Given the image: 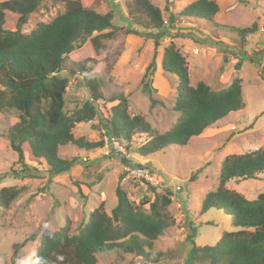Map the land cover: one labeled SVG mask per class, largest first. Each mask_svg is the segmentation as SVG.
Instances as JSON below:
<instances>
[{
    "label": "rangeland",
    "instance_id": "rangeland-1",
    "mask_svg": "<svg viewBox=\"0 0 264 264\" xmlns=\"http://www.w3.org/2000/svg\"><path fill=\"white\" fill-rule=\"evenodd\" d=\"M150 1L161 9L165 20L163 30L146 31L133 24L125 0H84L98 13L113 12L116 33L113 38L103 40L104 48L99 55L90 47L88 38L67 55L61 71L68 79L64 110L69 113L89 98L83 74L76 72L83 65L103 79L105 96L122 93L128 98L130 115L141 114L154 132L167 131L179 117L173 110L177 79L164 73L160 66L163 48L170 42L186 57L191 85L203 81L213 89H222L238 76L244 108L227 114L201 135L191 138L184 147L170 145L147 156L135 151L149 139L146 134L134 136L123 152L111 150L109 155H103L104 150L100 148L87 152L70 144L61 146L60 158H77L79 163L68 173L50 179L43 173L28 178L13 173L12 170L18 169L17 155L10 148L5 132L14 114L0 111V188L22 190L8 207L0 206V264H10L15 251V264L30 256L36 242L25 238L36 230L55 231L69 220L70 232H76L101 201L109 213L116 204L114 191L118 184L136 204L144 198L152 200L155 191L169 190L172 194L169 211L175 223L153 242L154 256L161 252L167 254L157 264H186L191 244L185 241V236L191 229H195L193 241L199 246H212L223 232L238 230L221 210L209 209L199 215V207L203 196L217 186L221 161L226 155L264 146V77L260 76L256 63L244 57L259 58L256 51L262 47L264 38V0H214L219 10L212 22L180 16V11L194 0ZM65 7L63 0H42L39 9L19 25L16 14L6 13L4 28L29 33L38 23L49 22ZM170 13L175 16L172 25L168 20ZM253 22L258 25L257 32L240 43L232 27H248ZM240 57L241 66L235 69ZM152 61L155 66L147 70ZM261 61L264 67V56ZM112 104L96 101L98 116L76 124L73 134L90 142H105L107 135L100 119ZM137 166L150 168L159 185L142 186L136 182L130 170ZM226 187L252 200L264 192V173L258 179L229 181ZM142 262L117 251L98 257V264Z\"/></svg>",
    "mask_w": 264,
    "mask_h": 264
},
{
    "label": "trees",
    "instance_id": "trees-1",
    "mask_svg": "<svg viewBox=\"0 0 264 264\" xmlns=\"http://www.w3.org/2000/svg\"><path fill=\"white\" fill-rule=\"evenodd\" d=\"M63 1L66 7L62 12L47 23H38L29 33L5 29L6 13L16 14L19 25L39 9L42 0L0 1V111L14 114L5 132L10 148L17 155L18 169L12 170L13 173H21L24 178L43 173L50 179L68 173L79 163L77 158H60L61 146L70 144L87 152L101 148L103 140L90 142L73 134L76 124L98 116L96 101L113 103L100 119L107 137H113L128 149L134 136L148 135L149 139L135 150L140 156L170 145L184 147L191 138L201 135L227 114L244 108L238 76L222 89H213L203 81L191 85L186 57L170 42L163 48L160 66L164 73L177 79L173 110L179 117L167 131L154 132L141 114L130 115L128 98L122 93L105 96L103 79L83 65L78 66L76 72L83 74L89 98L80 107L66 112L63 96L68 79L61 71L67 55L87 38L90 47L99 55L104 48L103 40L113 38L116 28L111 10L102 14L84 0ZM125 5L133 24L146 31L165 29L161 9L150 0H125ZM167 7L166 4L165 9ZM218 10L214 0H194L180 11V16L212 22ZM168 20L172 25L175 16L170 13ZM232 30L243 43L257 32L258 25L253 22L248 27H232ZM262 31L264 33V27ZM261 43L262 47L256 51L259 58L244 57L255 62L260 76L264 77L261 61L264 38ZM241 62L240 57L235 69L240 68ZM154 66L152 61L147 70ZM154 103L152 99L151 105ZM263 173L264 146L222 159L219 182L201 199L199 215L209 209L221 210L229 217L231 226L238 230L223 232L212 246H199L193 241L195 229H191L185 236V241L191 244L186 264H264V192L249 200L226 187L229 181L258 179ZM21 191V188L1 187L0 206L8 207ZM114 194L116 204L110 212L104 210L101 201L76 232H70V221L66 220L60 229L36 230L25 238L26 241L36 242L34 252L46 264H98V257L109 251L133 255L144 264H157L167 254L161 252L154 256L151 249L153 242L175 223L169 211L172 194L169 190L155 191L152 200L144 198L138 204L128 198L119 184ZM16 260L15 251L10 264H15Z\"/></svg>",
    "mask_w": 264,
    "mask_h": 264
},
{
    "label": "built area",
    "instance_id": "built-area-1",
    "mask_svg": "<svg viewBox=\"0 0 264 264\" xmlns=\"http://www.w3.org/2000/svg\"><path fill=\"white\" fill-rule=\"evenodd\" d=\"M100 149L104 150L105 154L103 155H109L111 150L115 152H123L124 147L113 137H106L105 142ZM130 174L132 178L142 186H145L146 184L151 186L159 185V182L155 179V175L152 173V170L146 166H137L130 170Z\"/></svg>",
    "mask_w": 264,
    "mask_h": 264
},
{
    "label": "clouds",
    "instance_id": "clouds-1",
    "mask_svg": "<svg viewBox=\"0 0 264 264\" xmlns=\"http://www.w3.org/2000/svg\"><path fill=\"white\" fill-rule=\"evenodd\" d=\"M47 227V225H45ZM19 264H46V261L35 252L19 261Z\"/></svg>",
    "mask_w": 264,
    "mask_h": 264
},
{
    "label": "crops",
    "instance_id": "crops-1",
    "mask_svg": "<svg viewBox=\"0 0 264 264\" xmlns=\"http://www.w3.org/2000/svg\"><path fill=\"white\" fill-rule=\"evenodd\" d=\"M233 190V189H232Z\"/></svg>",
    "mask_w": 264,
    "mask_h": 264
}]
</instances>
